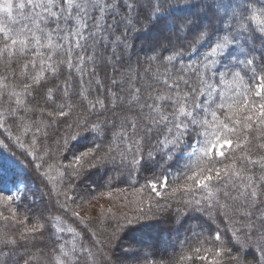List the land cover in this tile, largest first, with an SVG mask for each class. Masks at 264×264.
<instances>
[{
    "label": "snow or ice",
    "instance_id": "obj_1",
    "mask_svg": "<svg viewBox=\"0 0 264 264\" xmlns=\"http://www.w3.org/2000/svg\"><path fill=\"white\" fill-rule=\"evenodd\" d=\"M255 4L0 0V63L11 70L0 78V148L28 161L50 202L47 215L18 219L22 192L0 195V219L13 222L11 231L0 232L3 264H12L21 247L24 264H116L112 249L126 225L170 211L177 221L192 211L215 224L210 233L194 227L179 242L188 254L170 264H250L245 252L253 246L255 264H264V56L253 51H264V3ZM184 8L199 12L178 15ZM211 9L223 28L209 24L189 36L198 16ZM156 25H171L172 39L150 54H134V34ZM202 45L195 63L183 62ZM85 132L94 133L96 143L66 156ZM186 141L189 162L170 181L168 162ZM145 160L159 165L137 189L146 210L116 218L114 227L105 219L111 235L97 227L99 219L81 217L78 209L97 191L77 184L88 170L112 164L119 176H132ZM53 168L56 176L49 175ZM46 232L56 237L52 248L32 253L29 246ZM60 234H71L72 242H61Z\"/></svg>",
    "mask_w": 264,
    "mask_h": 264
},
{
    "label": "trees",
    "instance_id": "obj_2",
    "mask_svg": "<svg viewBox=\"0 0 264 264\" xmlns=\"http://www.w3.org/2000/svg\"><path fill=\"white\" fill-rule=\"evenodd\" d=\"M264 0H256V7H259ZM210 15L200 14L196 19L195 26L189 31L188 35L191 36L193 32L201 30L205 25L213 24L216 29H222V22H218L213 19L215 13L214 9L209 10ZM199 12V9L184 8L178 15H195ZM222 12V10H221ZM173 28L168 25L167 29L156 25L143 32H138L133 36L134 54L144 55L150 54L154 51L155 47L159 43H168L172 37L169 32ZM179 43V41H176ZM204 45L195 53L188 52L183 58L184 63H195L198 57H200L205 51ZM254 54L264 56V51L260 48L253 49ZM166 53L165 55H167ZM9 70L7 73L0 63V78L6 74L10 76ZM67 111V109H65ZM77 112L81 109L77 102ZM77 117L72 115L71 120H75ZM92 116L90 119H94ZM224 117H221L223 119ZM211 119V117H209ZM107 135V134H106ZM55 137L51 141V146L55 149ZM97 141V137L94 133L85 132L82 133L77 139H75L70 145L69 151L65 154L71 156L85 151L87 148L92 147ZM191 141H186L184 146L174 153L173 158L168 162V167L172 172L170 181L175 179L179 175V172L184 171L186 164L189 162L188 152L191 151L189 144ZM227 151V149H226ZM55 155V153H53ZM58 158V157H57ZM66 163V161H65ZM159 165L152 160H145L141 164L140 171L132 176H129L127 171L124 175L119 176V173L115 172L116 165L106 164L93 169L88 170L85 175L77 182L82 191L94 189L97 190L93 193V198L90 201H86L83 207L79 208L81 217L83 218H97L101 221L97 227L101 231H106L111 235L112 228H105L103 221L108 220L114 227L116 218L124 215L132 216L140 207L147 209V205H141L138 201L141 199V195L137 192L144 184V178L150 176L158 169ZM49 175L56 176L57 170L53 168L49 170ZM117 176L114 181L113 187H104L109 177ZM21 183L23 188L21 190L22 197L17 201L18 207V219H23L29 213L34 217L47 215V211L50 208L49 198L46 194L48 191L39 174L29 165L28 161L18 154H14L12 151L6 148H0V195H10L11 185H17ZM52 189H58V184H52L49 186ZM170 189H161L162 193H166ZM91 194V193H90ZM61 198H63L61 196ZM55 202V192H53L52 203ZM73 207H76L75 205ZM2 210V209H0ZM104 213L102 215L101 213ZM29 212V213H28ZM5 216H10L11 213L3 211ZM223 219V217H221ZM122 222V221H121ZM71 223V221H69ZM74 226V225H73ZM230 227V225H226ZM13 222L9 221L6 225L5 222L0 219V232L7 230L11 231ZM83 225H81V228ZM201 230L205 232H212L215 230V224L201 212H188L179 221L176 219L174 212H168L162 214L153 219L141 220L134 224L126 225L117 235L119 236L117 241L114 242L112 249L113 259L116 264H170V262L179 258L180 253L183 251L187 253V248L179 245V242L189 237L192 234L193 229ZM22 230V229H20ZM61 242L66 238L69 243L72 242L71 234H60ZM226 238H231V232L226 233ZM243 238V237H242ZM55 236L50 233H45L42 238H38L35 241V247H30L32 253L38 255L37 249L44 252H48L52 248ZM24 254V248H18L15 250L12 258V264H24V260L20 257ZM204 253H202L203 255ZM245 255L250 264H255V261L259 259V253L256 251L255 246L249 248ZM27 257L25 256V259ZM4 256L0 253V264H3ZM35 264V262H33ZM190 264H205V262L196 260L190 262Z\"/></svg>",
    "mask_w": 264,
    "mask_h": 264
},
{
    "label": "rangeland",
    "instance_id": "obj_3",
    "mask_svg": "<svg viewBox=\"0 0 264 264\" xmlns=\"http://www.w3.org/2000/svg\"><path fill=\"white\" fill-rule=\"evenodd\" d=\"M22 188H23V185H22L21 183H18L17 185H11L9 191H10V193L12 194V193H14V192H16V191H21Z\"/></svg>",
    "mask_w": 264,
    "mask_h": 264
}]
</instances>
